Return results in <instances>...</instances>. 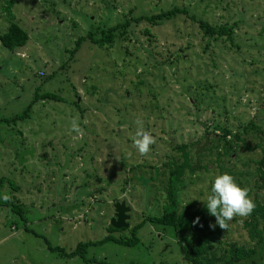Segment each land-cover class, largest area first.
I'll use <instances>...</instances> for the list:
<instances>
[{
	"label": "rangeland",
	"instance_id": "1",
	"mask_svg": "<svg viewBox=\"0 0 264 264\" xmlns=\"http://www.w3.org/2000/svg\"><path fill=\"white\" fill-rule=\"evenodd\" d=\"M8 1L0 0V34L12 22L27 37L13 49L0 44V194L20 205H0V264H191L171 227L149 220L131 227L162 213L175 146L194 150L205 130L235 132L248 121L260 131L245 142L264 137V0ZM172 6L211 26L231 25V39L204 36L183 14L134 19ZM124 21L109 44L85 38L71 52L78 36L97 38ZM29 104L25 118L6 122ZM74 120L83 137L72 132ZM137 120L157 141L147 156L133 143ZM29 145L31 156L18 164ZM235 154L217 161L215 150L206 153L204 168L184 177L181 206L207 203L219 163L250 188L258 149L239 143ZM121 199L128 226L110 229ZM242 219L229 222L223 241L247 242ZM107 234L136 240H104L87 245L84 257L66 255Z\"/></svg>",
	"mask_w": 264,
	"mask_h": 264
},
{
	"label": "trees",
	"instance_id": "2",
	"mask_svg": "<svg viewBox=\"0 0 264 264\" xmlns=\"http://www.w3.org/2000/svg\"><path fill=\"white\" fill-rule=\"evenodd\" d=\"M12 0L7 3L10 4ZM7 4V5H8ZM183 14L190 17V19L196 21L201 33L205 36L213 35V38L225 35L227 38L232 37L231 25H219L211 26L205 20L194 18L191 14H188L186 8L182 6H172L169 9L156 14L139 15L135 20H143L148 23L160 22L164 19L172 17L174 14ZM127 24L126 21L120 24H115L108 27L105 32H101V35L97 38L93 37L90 32H87L86 36H78L75 40L74 48L71 52H74L81 41L88 38L92 43L101 46L103 44H109L114 37L115 32L122 34L124 31H117V28L123 27ZM26 33L15 23L10 22L5 31L0 34V44L7 48L13 49L21 46L26 40ZM38 97V96H37ZM41 98H52L57 100V96L52 93L40 94ZM30 107L27 105L26 109L19 115H16L8 120L15 121L16 119L25 118L26 113ZM213 126H216L213 123ZM217 127V126H216ZM219 133L211 131H204L202 141L195 146L192 150L189 144H180L174 147L178 152V156H173L170 161L167 180L165 184V199L166 203L163 205L162 213L156 216L145 217L142 221L134 224L131 229L134 232L140 224L146 220L152 221L162 226H169L172 228L174 238L182 252V258L191 264H264V137L260 136L257 142L248 144L244 140V136L252 131L259 133L260 129L256 124L251 121L246 124L237 127L235 132L226 130L224 127L219 128ZM239 143L242 146V150H256L260 156L254 161L253 169L250 173L251 186L249 195L250 198L256 204V208L253 213L242 219V225L247 231L248 240L245 243L237 244L232 241H223L227 230H222L216 225L215 230L209 228L210 224H215V217L210 216L207 210V203H203L200 206H193L192 203H187L181 206L180 192L184 186V177L186 173L192 174L197 169L204 168L201 164L203 157L206 153H212L216 151V159L222 156L231 157L236 155L235 151L239 147ZM217 148L219 150L217 151ZM194 155V157H193ZM193 159V161H192ZM219 175L230 174L235 178L237 184H240V180L235 171H230L219 163ZM226 172L223 173V171ZM1 180V179H0ZM240 186V185H239ZM212 186H209V195L211 194ZM100 188H98V191ZM11 201L5 203L3 199H0V205H9L10 209L19 211V204L14 202V197L10 194ZM4 195L0 194V197ZM116 202V201H115ZM199 217V223H194L196 218ZM200 225H203L201 227ZM110 229H115L109 225ZM104 240H114L118 243L133 244L135 237L131 240L124 241L120 238H115L109 234L105 235L102 239L97 241H86L77 243L75 248L69 251L66 255L74 256L80 255L84 257L85 248L87 245L102 242ZM224 244L227 247L222 246Z\"/></svg>",
	"mask_w": 264,
	"mask_h": 264
},
{
	"label": "clouds",
	"instance_id": "3",
	"mask_svg": "<svg viewBox=\"0 0 264 264\" xmlns=\"http://www.w3.org/2000/svg\"><path fill=\"white\" fill-rule=\"evenodd\" d=\"M137 131L133 137V143L139 155L147 156L151 152V146L156 144V138L144 130L142 120H137ZM72 132L79 137H83L84 130L77 121L71 125ZM250 189L241 187L235 178L227 173L217 175L211 188V194L207 196V210L210 216L215 217V224H210L209 228L215 230L216 225L222 230H227L229 222L236 217L247 218L256 208V204L249 196ZM5 203L11 201V196L0 197ZM194 223H199V217ZM203 227V225H200Z\"/></svg>",
	"mask_w": 264,
	"mask_h": 264
},
{
	"label": "water",
	"instance_id": "4",
	"mask_svg": "<svg viewBox=\"0 0 264 264\" xmlns=\"http://www.w3.org/2000/svg\"><path fill=\"white\" fill-rule=\"evenodd\" d=\"M32 151H33L32 145L22 148L17 153L18 164L21 162L22 159H24L26 155L31 156ZM129 209H130L129 206L125 204V201L123 199L114 202L113 203V214L110 218L109 225L112 226L113 228L128 226V223L126 222V220L129 218V214H128Z\"/></svg>",
	"mask_w": 264,
	"mask_h": 264
},
{
	"label": "built area",
	"instance_id": "5",
	"mask_svg": "<svg viewBox=\"0 0 264 264\" xmlns=\"http://www.w3.org/2000/svg\"><path fill=\"white\" fill-rule=\"evenodd\" d=\"M37 75H38V76H43L44 73H43L42 71H38V72H37Z\"/></svg>",
	"mask_w": 264,
	"mask_h": 264
}]
</instances>
